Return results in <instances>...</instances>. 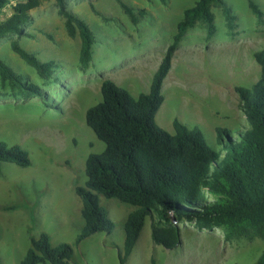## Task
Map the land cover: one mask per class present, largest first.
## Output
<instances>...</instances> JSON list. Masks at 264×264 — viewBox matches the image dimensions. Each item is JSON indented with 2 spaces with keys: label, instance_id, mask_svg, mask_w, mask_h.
<instances>
[{
  "label": "rangeland",
  "instance_id": "1",
  "mask_svg": "<svg viewBox=\"0 0 264 264\" xmlns=\"http://www.w3.org/2000/svg\"><path fill=\"white\" fill-rule=\"evenodd\" d=\"M121 1L135 10H146L147 15L133 25L117 0H67V8L95 37L92 61L84 73L78 66L79 37L66 35L54 0H42L30 13L25 34L0 39V58L46 93L43 98L21 97L0 80V142L22 147L31 161L26 168L1 165L0 264H20L31 239L42 233L53 246L66 243L72 247L70 264H120L123 223L134 210L132 206L100 197L99 203L113 224L112 232L75 244L83 221L82 204L74 190L85 187L87 157L104 149L86 126L85 113L101 101L103 80L112 81L134 98L149 92L163 49L183 11L197 0ZM224 1L233 16L232 28L221 9L213 8L215 32L210 39L201 24L187 31L163 82L164 101L155 116L156 124L171 135L175 119L188 128L198 127L216 150V128L234 132L247 126L235 89L251 90L257 82L260 68L253 55L264 48V0H253L263 14L261 20L249 9L248 0ZM90 5L106 20L95 15ZM9 14L7 7L2 18ZM12 41L41 62L54 61L58 67L51 78H39L20 60L11 51ZM139 50L141 61L137 55L133 60ZM131 67L137 68L138 75ZM152 221L146 218L126 264H256L264 252V240L258 236L227 238L220 228L201 230L186 221L176 223L180 245L165 250L151 240Z\"/></svg>",
  "mask_w": 264,
  "mask_h": 264
},
{
  "label": "trees",
  "instance_id": "2",
  "mask_svg": "<svg viewBox=\"0 0 264 264\" xmlns=\"http://www.w3.org/2000/svg\"><path fill=\"white\" fill-rule=\"evenodd\" d=\"M41 1L0 0V39L25 34L30 13ZM54 2L66 35L71 39L79 37L78 66L84 73L92 61L94 34L67 8V0ZM247 2L251 12L261 20L263 14L255 2ZM117 3L133 25L147 15L144 9L135 10L121 0ZM7 7L10 14L4 19L2 15ZM90 7L95 15L106 20ZM213 8L221 9L228 28H232L233 16L224 0H197L185 9L147 94L134 98L112 81H102L101 101L86 111L85 124L104 144V149L87 157L85 187L74 190L82 204L83 221L76 245L95 234L112 232L113 224L99 203L100 197L134 207L123 223L120 264H126L132 254L147 217L153 219L150 231L153 244L165 250H174L180 245L176 223L182 221L194 223L201 230L220 228L227 238L255 235L264 240V48L253 55L260 68L257 82L251 90L235 89L247 126L234 132L216 128L219 150L207 144L196 126L188 128L175 119L171 135L155 121L164 101L162 85L180 42L196 24L204 26L207 39L214 35ZM10 48L41 79L51 78L58 67L54 61H39L16 41L10 43ZM0 80L17 90L21 97H45L42 88L25 75L15 73L1 58ZM3 163L26 168L31 161L25 149L1 141L0 174ZM72 261L73 250L69 244L53 246L42 233L38 239H31V247L20 264H70ZM256 264H264V252Z\"/></svg>",
  "mask_w": 264,
  "mask_h": 264
},
{
  "label": "crops",
  "instance_id": "3",
  "mask_svg": "<svg viewBox=\"0 0 264 264\" xmlns=\"http://www.w3.org/2000/svg\"><path fill=\"white\" fill-rule=\"evenodd\" d=\"M169 45V44H168ZM167 45V46H168ZM144 51H145V49H143ZM164 51L163 52H165V50H166V48L165 49H163ZM141 51L139 50L136 54L134 53V59L133 60H136L135 58H136V55L137 56H139L137 59H140L141 57ZM164 54V53H163ZM140 61H141V59H140ZM125 64H127V63H125ZM159 66V65H158ZM130 70H132V73H134V74H137L138 75V72L136 71V69L134 68V67H131V68H129ZM155 73V72H154ZM153 77V76H152ZM147 94V93H146ZM137 98V97H136ZM131 256V255H130Z\"/></svg>",
  "mask_w": 264,
  "mask_h": 264
},
{
  "label": "water",
  "instance_id": "4",
  "mask_svg": "<svg viewBox=\"0 0 264 264\" xmlns=\"http://www.w3.org/2000/svg\"><path fill=\"white\" fill-rule=\"evenodd\" d=\"M173 222L175 223V220H173Z\"/></svg>",
  "mask_w": 264,
  "mask_h": 264
}]
</instances>
